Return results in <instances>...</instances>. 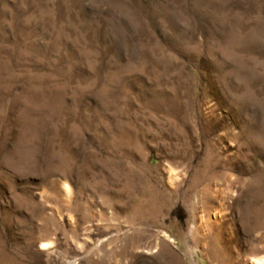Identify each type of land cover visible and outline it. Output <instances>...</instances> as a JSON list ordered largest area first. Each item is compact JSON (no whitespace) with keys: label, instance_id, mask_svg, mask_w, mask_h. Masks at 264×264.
<instances>
[{"label":"rangeland","instance_id":"rangeland-1","mask_svg":"<svg viewBox=\"0 0 264 264\" xmlns=\"http://www.w3.org/2000/svg\"><path fill=\"white\" fill-rule=\"evenodd\" d=\"M264 261V0H0V264Z\"/></svg>","mask_w":264,"mask_h":264},{"label":"bare ground","instance_id":"bare-ground-1","mask_svg":"<svg viewBox=\"0 0 264 264\" xmlns=\"http://www.w3.org/2000/svg\"><path fill=\"white\" fill-rule=\"evenodd\" d=\"M255 263L256 264H264V261H263V259H261V260L256 259V262Z\"/></svg>","mask_w":264,"mask_h":264}]
</instances>
